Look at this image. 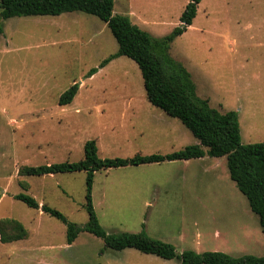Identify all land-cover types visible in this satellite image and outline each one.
Masks as SVG:
<instances>
[{
    "label": "rangeland",
    "instance_id": "rangeland-1",
    "mask_svg": "<svg viewBox=\"0 0 264 264\" xmlns=\"http://www.w3.org/2000/svg\"><path fill=\"white\" fill-rule=\"evenodd\" d=\"M190 0H115L155 37L171 33ZM0 2V220L13 218L25 239L2 243L0 264H181L135 248L105 247L81 232L67 243L59 219L15 195L34 197L79 226L88 222L85 171L20 175L24 165L76 162L94 139L101 158L168 154L198 143L179 121L149 102L137 63L113 59L107 24L81 12L4 19ZM220 112L238 113L242 142H264V0H201L193 24L169 49ZM74 82L72 103L59 105ZM132 102V109L122 108ZM92 202L108 233H138L177 253L221 251L264 256V235L248 199L230 178L227 157L128 165L95 172Z\"/></svg>",
    "mask_w": 264,
    "mask_h": 264
},
{
    "label": "trees",
    "instance_id": "trees-1",
    "mask_svg": "<svg viewBox=\"0 0 264 264\" xmlns=\"http://www.w3.org/2000/svg\"><path fill=\"white\" fill-rule=\"evenodd\" d=\"M0 2L3 7L1 16L4 19L15 16H55L73 11L98 17L107 24L117 41L118 50L102 60L98 67L91 68L86 77H92L100 68L119 56L131 58L141 71L149 102L167 115L181 121L198 140L196 144L168 154L101 158L98 155L97 143L92 139L85 143L84 157L79 161L38 166L24 165L19 169L20 175L85 171L88 222L84 226L69 221L63 213L47 204L40 205L30 195L20 193L15 195L16 199L22 200L30 207L40 208L62 221L67 227L68 244H72L81 232L87 231L102 238L106 248L115 250L135 248L140 252L154 254L164 259H177L181 264H264V256L251 254L236 257L221 251L199 253L194 250L177 253L173 244L149 236L145 229L138 233H108L100 224L92 202L94 175L98 170L191 160L204 156H226L230 178L248 199L251 210L259 218L264 235V142L244 144L238 113L234 110L220 112L210 105L208 99L200 97L191 73L169 53L171 43L193 24L201 0H190L180 16V24L163 37L151 35L133 23L127 15L114 13L115 0H0ZM3 31V25H0V34ZM79 87V83L74 82L65 90L59 97V105L66 106L72 103ZM27 235V229L20 221L13 218L0 220L2 243L23 240Z\"/></svg>",
    "mask_w": 264,
    "mask_h": 264
},
{
    "label": "crops",
    "instance_id": "crops-1",
    "mask_svg": "<svg viewBox=\"0 0 264 264\" xmlns=\"http://www.w3.org/2000/svg\"><path fill=\"white\" fill-rule=\"evenodd\" d=\"M75 99V98H74ZM122 108H124V109H122V110H125V109H132L133 108V103L132 102H126L125 103V105L122 107ZM205 157V156H204ZM203 158V157H202ZM200 159V158H199ZM179 161H187V160H179ZM74 243V242H73Z\"/></svg>",
    "mask_w": 264,
    "mask_h": 264
}]
</instances>
